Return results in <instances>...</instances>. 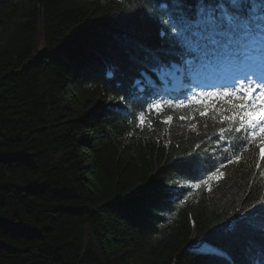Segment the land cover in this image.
<instances>
[{"label":"trees","instance_id":"obj_1","mask_svg":"<svg viewBox=\"0 0 264 264\" xmlns=\"http://www.w3.org/2000/svg\"><path fill=\"white\" fill-rule=\"evenodd\" d=\"M162 30L141 0H0V264H224L201 241L244 264L256 237L237 217L264 199L261 148L233 151L243 133L218 140L210 113L179 119L192 108L136 126L158 96L142 49L183 62ZM195 153L226 165L211 191L174 167Z\"/></svg>","mask_w":264,"mask_h":264},{"label":"snow or ice","instance_id":"obj_2","mask_svg":"<svg viewBox=\"0 0 264 264\" xmlns=\"http://www.w3.org/2000/svg\"><path fill=\"white\" fill-rule=\"evenodd\" d=\"M147 15L156 18L163 26L162 36L172 49H179L183 58L181 74L189 79V92L183 99H156L133 113L137 127L143 128L146 111L156 114L165 109L181 110L192 108L193 111L179 117L182 121H194L198 114L227 127H220L219 139L226 133H243L233 137L232 149L240 152L247 150V145L256 143L261 148L264 159V0H141ZM146 69L164 71L160 56L149 48L142 49ZM190 57V58H187ZM166 75H175L166 72ZM111 76V73H109ZM212 76L221 81L215 85L198 83L197 78ZM140 82L137 81V84ZM214 90L204 91V87ZM196 88H200L199 92ZM125 102L123 96L119 97ZM172 114H166L162 123L170 125ZM132 123V121H129ZM151 126V120L147 121ZM196 130V123L189 124ZM199 147V145H197ZM228 152L229 149H224ZM190 159H177L174 167L178 170L197 174L194 178L208 186L211 181L221 179L226 167L220 162L215 171L208 172L199 153L189 154ZM241 155L225 156L228 163L239 161ZM259 167V165H257ZM206 178H202L205 177ZM264 175V173H261ZM187 188L188 185H178ZM188 195L180 202L188 199ZM237 217L241 234L255 236L248 240L243 248L244 264H264V199L253 202ZM239 211V210H237ZM235 232L237 229H231ZM207 254L224 262L234 264L232 256L223 248L210 246Z\"/></svg>","mask_w":264,"mask_h":264},{"label":"rangeland","instance_id":"obj_3","mask_svg":"<svg viewBox=\"0 0 264 264\" xmlns=\"http://www.w3.org/2000/svg\"><path fill=\"white\" fill-rule=\"evenodd\" d=\"M183 67L182 66H180V67H178L176 64H172L170 67H168V68H164V71L162 72V71H160V70H158L157 72H155V75H156V78L158 79V81H162L163 83L165 82V80H167V78L170 76V77H172V75H166L165 73L166 72H176V71H178V75L179 76H181V69H182ZM183 76V75H182ZM146 77H148L147 75H145V79H146ZM184 77V76H183ZM148 80H149V78H148ZM146 82H148V81H146ZM196 82H198V83H203V84H205V85H211V84H219V83H221V81L220 80H218V79H215V78H213L212 76H206V77H204V78H197V81ZM183 87L185 88V87H187V84H185V83H183ZM208 87L206 86V87H204V91H206V89H207ZM201 89L200 88H196V91L197 92H199ZM190 91V90H189ZM162 99H172V98H167V97H165V98H162ZM172 100H174L175 101V99H172ZM153 132H152V135L153 136H155V137H157V138H159V139H162V140H166V138H165V136H164V134H163V131L162 130H152ZM197 246H195L194 245V248H196V249H199V250H206V251H208V249H209V247L210 246H208V245H206V244H204V242H200V243H198V244H196Z\"/></svg>","mask_w":264,"mask_h":264},{"label":"water","instance_id":"obj_4","mask_svg":"<svg viewBox=\"0 0 264 264\" xmlns=\"http://www.w3.org/2000/svg\"><path fill=\"white\" fill-rule=\"evenodd\" d=\"M197 246V245H196Z\"/></svg>","mask_w":264,"mask_h":264}]
</instances>
